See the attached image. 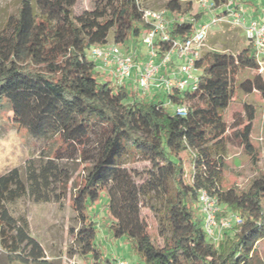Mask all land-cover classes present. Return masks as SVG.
Returning <instances> with one entry per match:
<instances>
[{"label":"trees","instance_id":"trees-1","mask_svg":"<svg viewBox=\"0 0 264 264\" xmlns=\"http://www.w3.org/2000/svg\"><path fill=\"white\" fill-rule=\"evenodd\" d=\"M50 1L21 0L0 32V109L9 105L14 126L33 138L59 141L49 156L29 160L24 176L18 168L0 175V247L9 260L50 264L31 235L28 217L14 216L10 206L25 197L60 204L73 177L63 162L79 160L86 174L73 208L81 223L77 238L82 254L101 259L90 209L106 192L114 220L109 230L129 243L142 264H264V247L259 251L264 243V175L248 189H223L228 145L235 143L254 163L258 160L252 143L255 107L245 104V117L236 115L230 125L223 118L243 71L256 73L241 81L239 89L257 92L264 101V75L258 72L252 45L237 55L205 53L197 63L198 89L169 95L173 106H186L187 114L181 116L166 101L138 98L125 85L103 82L98 63L89 56L91 47L108 44L112 31L119 46L146 34L148 0H93V10L70 20L63 7ZM211 1L224 6L232 0ZM191 6L184 9L179 0L166 3L170 42L160 45L162 53L172 41L193 36L202 15H187ZM180 16L188 21L179 22ZM126 157L150 164L141 182L135 169L124 166ZM201 191L218 200V218L240 217L216 242L204 228ZM143 207L160 215L163 246L150 236Z\"/></svg>","mask_w":264,"mask_h":264},{"label":"rangeland","instance_id":"rangeland-1","mask_svg":"<svg viewBox=\"0 0 264 264\" xmlns=\"http://www.w3.org/2000/svg\"><path fill=\"white\" fill-rule=\"evenodd\" d=\"M168 1L148 0L144 3V7L150 10H164ZM179 1L184 9L187 4H192L191 11L187 14L192 19L202 15L196 26L210 21L212 15L203 8L201 0ZM242 1L252 2V5L246 7L247 9L256 7L261 11L264 10V0ZM261 1H263V4H261ZM50 2L63 7L68 20L73 16H79L93 10V0H75L74 5H72L71 0H51ZM20 3L21 0H0V32L7 28L10 18L18 11ZM33 3L35 4V0H33ZM144 37L145 34H142L139 40H131L127 45H121L122 52L135 54L137 58H144L145 60L148 48L144 44ZM108 44H114L113 31L109 35ZM248 45L249 43L242 29L223 23L211 30L205 42L202 56L209 51L227 52L237 55ZM259 63L260 69L258 72L264 75V57ZM97 72H102L100 79L103 82L108 80L115 82L112 73L109 70H103L100 64H98ZM255 73V71L246 70L237 76L234 96L228 108L224 111L223 118L230 125L236 115L245 117V104L255 107L257 116L254 121L252 143L258 160L254 163L243 148L235 143L228 145L225 154L223 189H229L232 186L248 189L255 178L264 175V101L259 93L255 92L248 95L243 93L238 87L241 81L252 77ZM126 88L129 92L132 91L131 87L126 86ZM154 93H158V97L150 99V101H167L161 92L152 91L148 96H154ZM58 144L59 141L54 140L51 136L45 139H35L27 131L14 126L9 105L5 104L0 109V175L18 168L24 176V167L29 160L49 156ZM123 163L125 167L135 169L140 174L136 177L138 182H141L145 177V174H143L144 168L150 167L148 162L141 160L131 162L129 157H126ZM63 164L70 168L73 177L68 184L67 196L60 204L54 202L35 203L29 197H25L10 206L14 216L25 214L28 217L31 235L42 245L47 261L50 264H112L116 260H124L129 264H142L138 256L132 251L129 243L123 238L115 239L110 232L109 226L114 220L109 213V199L106 192H103L99 202L90 209V214L98 231L96 244L101 252V259L98 262L90 255L82 254L81 243L77 238L81 223L73 208V197L86 174V165L79 162V160L74 162H67L66 160ZM231 215L228 214L225 217H221V219L229 218ZM142 216L148 223L149 234L152 239L160 246H163L164 237L160 232V215L147 207H143ZM263 247L264 243L260 244L259 251ZM0 264L18 263L10 261L8 255L0 247Z\"/></svg>","mask_w":264,"mask_h":264},{"label":"built area","instance_id":"built-area-1","mask_svg":"<svg viewBox=\"0 0 264 264\" xmlns=\"http://www.w3.org/2000/svg\"><path fill=\"white\" fill-rule=\"evenodd\" d=\"M201 1L203 8L212 15L210 21L196 26L191 38L172 41L169 51L162 53L160 50L162 43L170 42L168 30L171 21L166 9H146L144 19L149 30L143 41L148 54L143 63L136 61L135 54L123 53L117 44L91 47L90 58L100 64L103 70H109L119 86L125 85L127 80L135 76L138 90L143 96H148L152 91L161 92L168 97L166 105L176 114L185 116L186 106H173L169 95L175 91L182 93L198 89L201 73L197 63L202 58L205 42L214 27L224 23L242 29L258 62L264 57V19L248 18L244 8L235 6L232 1L224 6H217L211 0ZM178 20L188 21L185 16H180ZM199 206L204 216L205 231L215 242L221 238L223 230L229 229L235 221H240L237 215L218 219V200L206 191L200 192ZM112 264L129 263L116 260Z\"/></svg>","mask_w":264,"mask_h":264},{"label":"crops","instance_id":"crops-1","mask_svg":"<svg viewBox=\"0 0 264 264\" xmlns=\"http://www.w3.org/2000/svg\"><path fill=\"white\" fill-rule=\"evenodd\" d=\"M232 2H233V4L235 6H237V7L239 6V7H242L244 9H247L246 7L252 5V2H249V1L245 2V1H242V0H232ZM261 4H263V1H261ZM245 11L247 13V17L248 18L264 19V10L261 11L258 8L254 7V8H251V9H247ZM137 60L140 63L144 62V58H142V59L137 58ZM125 85L131 87L132 88L131 92H135L137 94L138 98H146V99L150 100V99H153V98L155 99V98L158 97L157 96L158 93L157 94L154 93V96L152 95L151 97H144L138 90L137 83H136V80H135V76H133L131 79L127 80L125 82Z\"/></svg>","mask_w":264,"mask_h":264}]
</instances>
